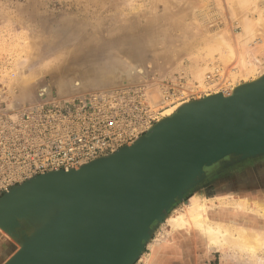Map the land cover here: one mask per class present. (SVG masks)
<instances>
[{"label": "rangeland", "instance_id": "1", "mask_svg": "<svg viewBox=\"0 0 264 264\" xmlns=\"http://www.w3.org/2000/svg\"><path fill=\"white\" fill-rule=\"evenodd\" d=\"M247 26L258 29L254 39L264 36V0H0V137L20 135L22 121L35 107L72 104L91 94L110 93L129 110L126 141L100 157L113 154L146 133L176 103L199 100L208 91L217 94L236 80H249L250 73L242 78L236 75L238 34ZM262 38V44L252 43L251 58L245 61L264 60ZM212 53L216 58L210 60ZM133 65H141L143 72L131 79L116 77ZM198 66L202 68L200 84L194 79ZM252 72L254 78L261 74L259 67ZM75 75L86 80L76 91L68 83ZM41 85L52 86L38 99L36 87ZM134 103L141 105L138 116L131 113ZM6 161L13 162V157L0 148V172L8 177ZM203 169L205 174L156 223L132 264H143L149 245L170 231L168 219L191 214L201 196L203 202L233 203V213L246 209L263 216L264 153L245 159L229 155ZM27 179L5 182L0 197ZM25 224L17 230L25 233ZM258 228L263 231L264 222ZM184 235L195 238L198 250L191 256L201 264H261L264 260L263 248L251 256L223 245L205 247L192 227ZM0 237V264H5L19 244L2 229Z\"/></svg>", "mask_w": 264, "mask_h": 264}, {"label": "water", "instance_id": "2", "mask_svg": "<svg viewBox=\"0 0 264 264\" xmlns=\"http://www.w3.org/2000/svg\"><path fill=\"white\" fill-rule=\"evenodd\" d=\"M235 92L228 99L215 95L199 113L180 119L173 113L172 128L131 155L115 161L109 154L82 169L46 172L10 188L15 196L2 213V230L16 214L21 221L26 208L48 206L22 239L9 233L20 249L5 264H132L156 223L205 174L204 166L229 155L264 153V78ZM23 192L28 196L17 200ZM61 206L69 210H54ZM15 223L19 232L23 222Z\"/></svg>", "mask_w": 264, "mask_h": 264}, {"label": "bare ground", "instance_id": "3", "mask_svg": "<svg viewBox=\"0 0 264 264\" xmlns=\"http://www.w3.org/2000/svg\"><path fill=\"white\" fill-rule=\"evenodd\" d=\"M232 3H234V2H232ZM236 19H237V16H236ZM254 29L255 28H253V30H252L248 26L243 27L241 33L238 34V37H239L238 38V46L235 45L237 47L238 53L240 54V61L238 60V62H237V64H238L237 65V74H236L237 78L246 77V75L250 73V75H248L249 80L248 79L246 80L245 78H244V82H238V80H236L234 85L231 84L230 86L223 88V90L217 94L209 93V91H208V92H206V96L200 98L199 100H197L195 102L191 101V102L186 103V101H180V102L176 103L174 106H171L172 108L170 107L169 110L167 109V111L164 112L163 117L159 118V121L156 124L151 125L147 129L146 133L138 136L137 138H135L134 140H132L128 144L117 149L115 151L116 154L111 153L113 155V156H111V158H113L111 160L116 161L120 157L133 154L145 142L149 141L150 139H152L156 136H159L163 130H166L169 127H170L169 130H170L175 123V121H174L170 125V123L172 122V119L174 117L180 119L183 116L192 115V114H195L197 112L199 113L201 110H203L205 108L208 101L215 98V95H221L220 98H227L228 99V98L235 96L236 88H244L248 84H251L254 82H260L261 80H263V78H264V60L254 58L255 62L245 61V59L247 57L251 58L249 52H250L252 43H255V44L258 42L260 44L263 43L262 37H264V36L257 38V39H254L255 38ZM255 30L257 32L258 29H255ZM259 30L261 31V29H259ZM262 30H264V29L262 28ZM259 33L260 32H258V35L260 36ZM263 35H264V33H263ZM232 41L234 42V40H232ZM231 46H232V44H231ZM238 47H240V48L238 49ZM252 47L254 48V46H252ZM229 48H230V45H229ZM263 52H264V50H263ZM214 54H216V53L214 52ZM214 54L212 53V55H210V56H213ZM217 54H216V57H217ZM220 56H222V58H223V55L220 54ZM258 56H260V55H258ZM224 57H226V56L224 55ZM209 58H210V60L215 59L214 56H213V58H211V57H209ZM223 60H224V58H223ZM221 61H222V59H220V64L222 65ZM212 63H214V62H212ZM197 65H198V63H197ZM207 67H205V68H207ZM256 67L260 68L261 74H260V76H258V77L256 76L254 78L252 71ZM209 68H212V67H210V65H209ZM201 69H202L201 66H198L196 68V73H195V78H194L195 82L197 80V83L199 82V84H200V82L202 83L201 77H200ZM116 71H119V70H116ZM141 72H143V68L141 65H135V66L133 65L131 67H126V69H124L122 71H119V74L116 77L119 78L120 75H124L126 77V79H131L135 75V73H141ZM78 75H79V73H78ZM78 75H75L74 77L70 78L68 81L69 87L71 90L76 91V90L82 88V86L84 85V83L86 81V80L83 81L82 79H80ZM209 77H210V75H209ZM51 86H49V85L37 86L36 87L37 98L38 97L39 98L44 97V95L48 94L51 90ZM242 90H244V89H242ZM242 90H240V91H242ZM211 91H212V89H211ZM17 102H16V100L12 101L11 105H13V107H14L17 104ZM171 113L172 114L174 113V115H173L174 117L172 116L173 118L171 117V115H172ZM106 156H108V155H106ZM109 158H107V159H109ZM85 165L86 164L81 165L76 170L84 168ZM30 183H32V182L28 181V183L24 187H26L28 184L30 185ZM7 192H9V191H7ZM13 192L14 191L9 192V193H7V195L5 197L0 198V222L3 221V219H4L2 216V213L5 211V208L12 205L11 199H13L15 196L13 194ZM23 193L21 196L18 195L16 197V199L17 200L18 199L19 200L25 199L28 196V194H26V193L23 194ZM232 204L220 203V202L215 203L211 200H206L205 202H203V196H201L200 203L198 204L196 202L193 204L194 207L191 210V214L179 213V214L172 215L167 221V224L170 227V231H168V233H166L165 236H162L161 237L162 239H159L158 242L151 243L149 245L148 252L146 253V256H145V262L143 264H151L152 261L156 257L155 254H158L159 250H161L162 248L165 249V248L175 244L177 241L179 242L180 238H182V237H186L184 234H188L191 227L195 228L197 233H199V237L201 238L200 240L202 243H204L205 247H207V246L211 247L212 246L215 248L218 246H221V247L225 246L228 249L238 248V249L242 250L243 252L245 251L247 254H249L251 256L256 255V252L258 251L259 248L264 249V230L261 231V228H258L259 224L264 222V209H262L263 210V216H259V214L252 213L246 209L242 210L239 213H233L232 210H234L235 207H233ZM47 206L48 205H46L44 202H42V205L40 207H36V209H34V210H30V208H26L23 211L24 217L21 219V221L24 220L23 223H26L24 225L27 227L24 231L25 233L26 232L28 233V231L30 230L29 225L38 224V222H40V220H42L44 218V215H43L44 213L42 212V209L46 208ZM23 209H24V206H23L22 210ZM54 210L57 211L58 213H65L69 209L66 206H64V207L61 206V208H59V209L54 208ZM14 214H16V212ZM16 216L17 217H15V218L14 217L9 218V219H11L9 224L6 221L7 225L5 227L7 228V230H3V231L6 233L8 232L7 233L8 235H9V233H11V235H13L14 237H17V239L19 240V239H22L23 233L17 232L15 229H13V227L16 224L15 223L16 221L21 222L20 219H18L19 215L16 214ZM229 222H231V223L227 224ZM232 225H234V226H232ZM233 227H235V228H233ZM177 235H179L178 238H177ZM143 243H144V240L141 243V247L143 246ZM22 245H23V242H22ZM24 246H25V243H24ZM18 249H20V247H18L14 251V253L17 252ZM260 263L264 264V260H262Z\"/></svg>", "mask_w": 264, "mask_h": 264}, {"label": "built area", "instance_id": "4", "mask_svg": "<svg viewBox=\"0 0 264 264\" xmlns=\"http://www.w3.org/2000/svg\"><path fill=\"white\" fill-rule=\"evenodd\" d=\"M79 99L35 107L22 121L20 135L0 137V148L13 157V162L6 161L8 177L0 172V186L49 171L76 169L126 141L129 110L117 95L96 93ZM140 110L141 105L134 103L131 113L138 116Z\"/></svg>", "mask_w": 264, "mask_h": 264}, {"label": "crops", "instance_id": "5", "mask_svg": "<svg viewBox=\"0 0 264 264\" xmlns=\"http://www.w3.org/2000/svg\"><path fill=\"white\" fill-rule=\"evenodd\" d=\"M1 241L2 238L0 237V242ZM196 246L195 238H180L179 242L177 241L175 244L165 248L159 253L151 264H182V262L183 264H201V262L197 260V257L191 256L192 251L196 252L198 250ZM202 264H205V262L203 261Z\"/></svg>", "mask_w": 264, "mask_h": 264}]
</instances>
